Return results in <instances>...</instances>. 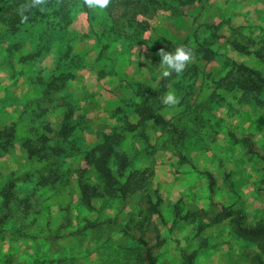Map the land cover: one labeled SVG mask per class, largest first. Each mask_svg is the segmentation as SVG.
<instances>
[{"label": "rangeland", "instance_id": "374dc122", "mask_svg": "<svg viewBox=\"0 0 264 264\" xmlns=\"http://www.w3.org/2000/svg\"><path fill=\"white\" fill-rule=\"evenodd\" d=\"M24 2L0 0V264H264V0H49L26 25ZM106 142L132 192L90 162Z\"/></svg>", "mask_w": 264, "mask_h": 264}, {"label": "clouds", "instance_id": "9594fccd", "mask_svg": "<svg viewBox=\"0 0 264 264\" xmlns=\"http://www.w3.org/2000/svg\"><path fill=\"white\" fill-rule=\"evenodd\" d=\"M112 2L113 0H80V7L103 13L110 7ZM48 4L49 0H25L17 8L20 23L28 24L30 19L29 14L32 10L39 9L40 11H45ZM157 55L161 58L159 68L162 70L161 76L164 79L171 77L173 73L179 77L194 59L193 52L187 47H176L174 52H168L164 48H161L157 52ZM162 103L169 107H175L180 104V99L174 91L170 90L164 93Z\"/></svg>", "mask_w": 264, "mask_h": 264}, {"label": "trees", "instance_id": "16d2710c", "mask_svg": "<svg viewBox=\"0 0 264 264\" xmlns=\"http://www.w3.org/2000/svg\"><path fill=\"white\" fill-rule=\"evenodd\" d=\"M146 10L148 9L146 8ZM112 155H113V147L109 142H106L96 150L93 157L90 159V162L93 163L96 170L103 178L106 187H108L109 189L113 187V190H117V191L119 190L120 192L124 191L125 193L132 192V190H134L133 189L134 183L131 182V178L135 176L134 173L128 174L125 183L123 184H121V182L119 183L118 179L113 174L110 165V158ZM135 174H138V172H136ZM121 176L125 177V175L123 174ZM117 185L119 186V189H117Z\"/></svg>", "mask_w": 264, "mask_h": 264}]
</instances>
